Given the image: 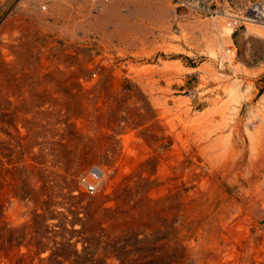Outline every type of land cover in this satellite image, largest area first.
I'll return each instance as SVG.
<instances>
[{
	"label": "bare ground",
	"instance_id": "1",
	"mask_svg": "<svg viewBox=\"0 0 264 264\" xmlns=\"http://www.w3.org/2000/svg\"><path fill=\"white\" fill-rule=\"evenodd\" d=\"M48 1L23 0L20 5L18 4L17 11L11 12L3 19L1 35L7 33L9 40L14 42L19 37L28 39L30 30L27 26L29 23L23 17L25 15H29L31 19L36 18L32 19V22L45 21L47 24L52 14H58L59 20L67 16V24L75 17L82 21L80 26L84 33L103 32L104 40H109L112 32L118 33V42L123 48L138 46L142 35L145 37V39L142 37V41L146 42L148 32L153 33L157 29L155 24L145 22V13L150 11L148 0H139L129 9V18H136L133 22L126 17L112 22L113 17L121 16L117 7L119 3L117 1L121 0H86L87 5L74 8V11L73 9L65 11L60 4L53 8ZM161 1L164 4L163 7L159 5L162 9L158 7L155 10H161L157 13L170 17V21L165 23L169 25L178 20V14L169 4L170 0ZM187 1L194 7L206 8L199 2ZM97 3L103 5L99 17H97L99 14L95 17L91 13L92 6ZM206 9L212 11V14H219L210 6ZM154 14L157 15L155 12L152 15ZM225 15L227 21L218 22L215 19V24L213 23L215 26L213 28L218 30L216 34L207 32L214 29L212 27L208 29L209 22L205 20L192 26L184 25V19L179 21L187 30L198 28L199 31L201 29L203 31L207 28L204 30L206 33L201 31L207 51L211 55L220 54L223 59H228L232 54H229L230 48H226V44L233 32L245 23L264 27V21L242 20L243 13L240 12H229ZM146 17L150 20L149 16ZM184 17L187 18L186 15ZM191 21L195 23L194 19ZM157 22L162 23L161 26L165 24ZM166 24L163 26L164 29L161 27L162 31L158 30L165 35L170 34ZM59 29L62 30V27ZM74 30L69 27L63 29L64 32L72 33ZM199 37L194 33L192 42L200 43ZM198 38L199 40L194 41ZM27 45L23 42L21 46L26 48ZM7 46L10 45L0 44V47ZM164 46L166 45L161 44V47ZM169 46L172 47L171 44ZM174 47L173 45L171 49ZM2 53L0 50V78L3 75V83H0V264H264V258L258 261L250 250L249 256L252 259L248 258L252 261L246 259L248 254L246 249L252 246L249 242L255 240L250 229L245 227L237 231L235 228L238 226L230 227L231 219L235 217L241 219L243 215L248 217V210L243 209L242 204L240 206L233 203L231 208L225 204L227 207L225 210L214 213L210 206L216 197H203L206 193L203 182L208 180L209 175L216 178L220 175L227 177L231 173L225 169L230 164L234 167L241 162L242 155L237 142L233 144L229 142L232 147L229 152L227 151L229 159L222 162L223 155L221 153V156L218 151L223 143V137L214 138L211 133L206 135L203 131L211 125L210 120L214 118H210L212 112L219 109L222 111L219 106L217 108L214 105L216 110L213 109L212 112L207 107L206 112L203 111L200 115L197 114V117H193L189 113L190 108L187 107L189 106L187 95L177 97L174 94L164 96L162 100L160 98L156 100L158 97L156 95L154 99L159 104L154 102L155 100L154 104L144 103L146 111H143V108L140 110V101V107L131 105L129 108L130 105L126 101L132 103L135 94L136 97L144 99L143 102L147 100L149 95L145 88L150 84L143 85L144 91H127L128 93L124 94L125 90L122 91L124 93L121 92V83H101L102 79L97 77H94V83H15L16 81L12 82L11 78L9 79L11 82H6L4 73L8 67L6 68L7 62L2 59V56H5ZM22 55L19 59L21 65H29L30 60L24 56L29 54ZM43 55L45 58V53ZM229 60L231 62V59ZM14 61L16 69L18 60ZM179 62L160 60L159 66L156 67H136L137 69L133 67L140 74L158 68L169 72L178 70ZM200 68L202 70L204 65ZM68 72L67 70L65 73ZM234 82L227 84H232L230 89L232 91L235 89L236 102L241 103L245 97L241 92V86L237 87L238 84ZM167 85L166 89L164 86L161 90L171 92L173 86ZM191 93V97L201 94H198L197 90ZM168 98L175 103L173 107L168 105ZM261 100L264 106V99ZM159 105L161 109L158 110L159 107L156 106ZM183 107H187L184 113L186 116H178L177 113ZM175 110L179 111L176 113ZM119 111L128 113L129 118L124 117L129 119L127 123L118 121ZM222 117L221 115L220 120ZM124 118L123 120H126ZM208 119L209 126L205 124ZM220 124L225 125L223 122ZM90 129H94L92 132L96 130L92 138L88 137ZM248 133L251 137L252 154L249 155H252L253 167L260 166L261 161L264 162V128L259 127L257 131ZM229 137L231 138L230 135ZM95 144L100 146L99 152L89 147ZM200 156L211 163L213 172L204 171V165L199 162ZM107 159L108 165L104 166L102 161ZM83 163H88L86 171L79 166ZM221 165L224 166V170L221 169ZM71 171L74 172L70 175ZM254 188L257 189L258 193L255 194L258 200L264 205V174ZM200 190L204 194L199 196ZM211 217L214 218L213 221H222L215 223L213 228L207 227ZM237 236L242 237L243 244L233 243Z\"/></svg>",
	"mask_w": 264,
	"mask_h": 264
},
{
	"label": "rangeland",
	"instance_id": "2",
	"mask_svg": "<svg viewBox=\"0 0 264 264\" xmlns=\"http://www.w3.org/2000/svg\"><path fill=\"white\" fill-rule=\"evenodd\" d=\"M22 1L23 0H0V30L2 28V23L4 21L3 19H5L8 15H10L11 12L17 11L18 10L17 8H19L18 4L20 5V3H22ZM195 1H199L203 4H206L204 0H195ZM247 1L248 0H214V2L209 3L208 5H210V7L213 8L214 11L219 12V14H206V13H203L202 11H200V9H198V8L194 9L192 7L177 6L178 0H173V3H171V0H170L169 4H171V6L175 9V11L177 9L178 15H179V16L177 15V18H179L178 20L174 21L173 23L171 22L173 25L171 23L169 24L170 26L166 24L167 29L169 30L170 34H166V35H168V36H166L164 33H163L164 34L163 35L162 33H160V31H158L159 29H161V31H162L164 29L163 26L165 24H163V26H161L160 24H157V25L155 24L154 26L157 29H155V32H153V33L151 32V35H153V38L151 39V41H153L152 43H149L151 41H149L148 37L146 38V42L148 41L147 42L148 44H146L145 41H142L143 38L145 39V37L142 35L140 37L138 46H135V47L130 46L129 48L126 46H124V48H123L122 47L123 45H121V43L118 42V40H119V34L118 33L112 34L113 33L112 32L111 35L113 38L111 37V35L109 36L111 40L110 39L104 40V33L103 32L84 33V31L82 30V27L80 26V23L82 21L79 19L78 20L75 19V17L71 18V20L68 24L66 23L67 26H61V25H57L55 23L52 24L50 22H49V24H47V23H45V21H43L42 23H40L39 21L35 23V21L32 22V19H36V18L31 19V17L29 15H25V16H23L25 21L30 24V25L29 24L27 25L29 27V30H30V31H28V34H29L28 39H25L23 37H19V39L15 41L16 42V44H15L14 40H9V38H8L9 35L7 36V33L6 34L2 33V35H1V31H0V36H3V38H5V39H3L0 37V44L2 43V45H7V44L10 45L7 47H0V50H1V52H3L2 54L5 55V56H2V59L4 62L5 61L7 62L6 68L8 67L4 73V76L6 77V79L4 81L7 80L6 82H9L10 81L9 79L11 78L12 82L16 81L15 83H92L94 77L95 78L97 77L99 79H102L101 83H105V82L106 83H121V85H122L121 86V92L125 90L124 91L125 93L122 92L124 94L128 93L129 91L130 92H133V91L136 92V90L137 91H144L143 85H146V84L149 85L150 84L149 87L147 86V88H145L148 95L151 96V97L148 96L149 100L147 98V100L143 102L144 99L142 100L138 96L136 97L135 96L136 94H135L134 98L136 97L135 98L136 100L133 98V101L135 100L134 102H136L135 104L133 103V101H132V103H131V101L130 102L126 101V103H128V105H130L129 108L131 107V105H133L134 107L139 106V101H140V103H141V107L139 106L140 110H142V108H143L144 109L143 111H146L144 108V103L152 104L153 101L155 100L154 98L156 95L158 96L156 100H158L159 98L162 100L164 98V96L169 97L170 95H174V94L177 97H179V96L185 97L187 95L186 98L187 97L189 98V101H188L189 106H187V105L186 106L190 108L189 113H190V115H193V117H197L198 115L203 113V111L206 112L208 110V108H210L209 110H211V112H212L213 109L216 110L215 109L216 106H217V108L219 106L222 109V111L219 109L218 110L219 112L218 111L212 112V114H211L212 117H210V118L211 119L213 117L214 118L212 120H210L211 125L210 124H209L210 126L208 125V123H210L209 119L205 122V124L211 128L214 126L213 128H215V130L213 128L210 129L209 127L206 126L207 128L203 129V131H205L206 135H210V133H211V136L214 135V138L221 136L225 140V142H224V140L222 141L224 144L222 143L223 145L221 144V146H220L223 149L220 148L218 151L220 155H221V153L223 155V157L221 158L222 162L226 161L227 158L229 157L228 156L229 153H227V151L229 152L231 150V148H232L231 144L237 142V146H239L240 153L242 155L241 156V162H240V164H238V166L236 165L234 167H232L230 164L228 166V168L225 169L226 172L231 173L227 177H222L220 175L218 178H216V176H210L209 175L208 180H205L203 182V184H204L203 187L205 186L204 192H206V193L204 194V192H203V194H204L203 195L202 191L200 190L201 192L199 193V196L203 195V197H208V198L209 197H213V198L216 197L215 198L216 202L215 201H213V203L211 202L213 205L210 206L211 207L210 210L214 211V213H217V212L220 213L221 211H223L222 209L225 210V207H226L225 204H227V207L230 206V208H231V205L233 203L234 204L236 203L239 205L242 204L243 209L245 208V210L246 209L248 210V212H247L248 217L243 215V217H241V219L238 217L231 219L230 222L232 221L231 222L232 225H230V227L235 228L238 226V228H235V229H237V231H239L241 228L243 229L245 227L250 229V232L255 237L254 238L255 240H253L254 243H253V241L249 242L250 244H252V246L249 244L250 245L249 249H246V250H248L247 251L248 254H247L246 259L248 257L251 258V256H249V255H251L250 253H253L252 256L255 255L254 257L256 259H258V261H260L264 258V255H263L264 254V248H263L264 243H262V242H264V237H263L264 236V205L262 203H260V201L258 200L257 194H255L258 192H257V189L255 190L254 187L263 178V174H264V164L263 163L264 162L262 163V161H263L262 160L260 166H254L253 167L254 161L252 160V155H249L252 151L250 149V146H251V139L250 138L251 137H250V133H248V132H251V133L253 131L255 132V131H257V129L259 127L264 128L263 127L264 126V124H263L264 123V120H263L264 119V106L261 103L263 101L261 99H264V41H263L264 40V27L260 26L258 24H254V23H245L242 26H240L236 31L233 32L231 38L228 40V42L226 44V48H230L229 54H232V55H230V58H228V59L227 58L223 59L220 54H216L215 55L216 57H215L214 55H211L209 53V51H207V45L205 44L204 37H202V33L204 32V30L206 31L207 28L206 29L204 28L203 31L201 29V31H202V33H201V31H199L198 28L192 29V30H190V29L187 30V29H185V26H184V25H191L192 26L194 24L196 25L198 22H204V20H205L207 23L209 22L207 24L208 29H210V27L215 28V26H214L215 19L218 22L219 21L220 22L221 21H223V22L227 21L225 14L229 13V12H235V13L240 12V10H242V8L245 7ZM138 2H139V0H129V6H130L129 9H131L132 5H134ZM100 4L101 3L94 4L91 8V13L95 17L97 16V14H95L93 12V10L95 8L98 9V6ZM102 9H103V6H102ZM118 9H119V7H118ZM73 11H74V9H73ZM100 15H101V13L97 17H99ZM184 15H186L187 18H185ZM114 18H119V20H122V18L120 16H115L112 18V22L115 21ZM198 18H199V20H198ZM73 19H75V20H73ZM80 19H82V18H80ZM132 19H134V18H131V19L129 18V21L133 22ZM186 19H188V20H186ZM191 19H194L195 23L193 21H191ZM179 20H183L184 25ZM73 22H74L75 26L72 25ZM179 22L182 24V26ZM38 23H40V24L38 25ZM48 25H49V28L46 29V26L48 27ZM61 27H62V30L63 29L66 30V28H68V27L72 31L75 28H80V29H78V30L75 29L74 33L69 32V31L62 33V34H65V36L63 38L61 36L58 37L59 36L58 30H61V29H59ZM173 27H174V29H173ZM112 30H113V28H111V31ZM111 31L109 30V32H111ZM207 32H209V33L211 32V34L212 33L216 34L218 32V30L217 29H214L213 31L207 30ZM100 33L102 34V36ZM158 33H160V34L158 35ZM194 33L196 34V36H198V37L200 36L199 37L200 43H202V44H200V43L196 44L195 42H192ZM204 33H206V32H204ZM258 33H260V34H258ZM115 34H117V35H115ZM161 35H163V36H161ZM174 35H176L177 37ZM4 36H7V37H4ZM171 36H174V37H171ZM185 37H187V38H185ZM189 37H190V39H189ZM78 38H80V39L78 40ZM199 38L194 39V41L199 40ZM260 38H262V39H260ZM62 40L65 41V44L62 42ZM160 41L161 42L163 41L166 46L161 47V44L162 45H164V44H163V42L161 43ZM23 42L25 44H28L26 48H23L21 46V45H23ZM29 42H30V45H29ZM31 42H32V44H31ZM107 42H109V43H107ZM256 43H257V45H256ZM63 44H64V46H63ZM169 44H171L172 47L174 45L175 49L177 47L178 48L176 50L174 48L171 49L172 47H170ZM141 45L142 46L144 45L143 46L144 48ZM149 45H151V46H149ZM153 45L156 47L154 48ZM199 46L201 47V49ZM119 47H120V49H119ZM151 47H153V49ZM165 47H166V49L170 48V50L167 51L166 49H162ZM9 48H11V49H9ZM14 49L16 52L14 51ZM25 49H27V50H25ZM61 50H63V51H61ZM35 51H37L39 53L37 56L38 58H36L32 54V53H35ZM144 51H146L147 53L146 52L144 53ZM200 51H201V53H200ZM23 53L24 54L28 53L29 55H24ZM44 53H45L46 59L43 58ZM22 54L25 56V59L28 58L30 60L29 65H25V64H24V66L21 65L19 59H20V55H22ZM48 55H50V57ZM13 58L14 59L18 58V59H15V61L18 60V62H17L18 64H16L17 65L16 69L13 65V61H14ZM43 59H44V61H43ZM75 59L77 60V62L73 63L72 60H75ZM229 59H231V62ZM46 60H48V61L51 60V61L46 62ZM67 60L70 62H67ZM160 60H163V61L164 60H167V61H171V60L175 61L176 60V62L180 61L179 64L181 65V67L179 65L180 68L178 67L177 68L178 70H176V69L174 70L177 72H174V71L166 72V70H162L159 68L154 69V70H157L156 72H154V70H153V71L144 72L141 74L136 71V69L140 68V67H146V66L147 67H151V66L156 67V66H159ZM33 64H34V66H33ZM202 64L204 65V68H203ZM206 64H208L207 65L208 69L205 68ZM9 65H10V67H9ZM209 65H210V67H209ZM25 66H26V68H25ZM133 66L135 68L136 67L137 68L135 69ZM201 66L203 68L202 69L203 71L200 68ZM78 69H79V71H77ZM195 69H197V70H195ZM210 69L211 70L213 69L215 71L213 72V70L211 71ZM67 70L69 72L65 73ZM209 70L211 73L207 72ZM160 71H162V72H160ZM57 73H58V75H57ZM1 77L2 78H0V83L1 82L3 83V81H2L3 75ZM103 77H104V79H103ZM115 79H116V81H117V79L119 81L115 82L114 81ZM31 80H32V82H29ZM233 82L238 84L237 87L241 86L240 87L241 92L243 93V95L245 97L244 100L241 101V103L239 101L236 102L237 99L235 97V95H236L235 89H233L234 91L231 90L232 84L228 85V84L233 83ZM154 83H158L160 85H158V84L154 85ZM167 84H171V86H173L171 92L164 91L168 86ZM135 85H137V86H135ZM151 86H152V88H151ZM164 86H165V89L161 90V87L163 89ZM157 87H158V89H157ZM228 89H230V90H228ZM149 90H150V92H149ZM154 90L156 93L154 92ZM194 90H197L198 94H200V93L201 94L197 95V97H191V94H192L191 92ZM200 91H202V92H200ZM231 91H232V93H231ZM233 92H234V94H233ZM163 93H164V95H163ZM228 93H230V95ZM130 99H132V98H130ZM156 100L154 102H156ZM168 101H169L168 105L173 107L175 103L172 101V99L168 98ZM256 101H257V104L255 103ZM98 103L99 102H96V104H98ZM156 103H158V101ZM245 103L247 104L248 109H249L248 122L249 123L257 122V125L256 126L253 125V127L246 125V129L243 130V123L241 121V119H242L241 117L243 115L244 108L246 107ZM125 104H122V105L125 106ZM148 104H146V105L148 106ZM214 105H215V107H214ZM156 107H159V108H157L158 110L161 109L160 105L156 106ZM224 107H225V109H224ZM257 107L258 108L261 107V108L258 109ZM184 108L185 107H183L182 110L180 109L179 113H177L179 110H175V112L177 111L176 113L178 114V116H186V114H184V113L186 112L187 109L186 108L184 109ZM248 109H247V111H248ZM252 110H253V112H252ZM143 111H142V113H143ZM119 112L121 113V114L120 113L119 114L123 118L129 116L128 113L126 114V112H123V111L122 112L119 111ZM181 112H183V113H181ZM119 114H118V116H119L120 120H118V121H122L123 124H125L124 122L127 123V121H129V119H127V118H124L126 120H123V118ZM221 115L223 116L222 117L223 119L220 120ZM215 119H216V122H215ZM212 121H213V124H212ZM219 121H222L223 124L225 123V125H221L220 123H222V122H219ZM215 125L216 126L218 125L217 130H216ZM219 126H222V127L219 128ZM204 127H205V125H204ZM256 127H257V129H255ZM230 128H231V130H230ZM251 129H253V130H251ZM92 131H94V129H90L88 131V133L90 135V136L88 135L89 138L94 137L96 130H95V132H92ZM222 131L224 134L222 133ZM229 131H230V133H229ZM229 135L231 136V138L229 137ZM225 136H226V138H225ZM229 142L230 143L232 142V143L230 144ZM227 145H228V147H227ZM89 147L96 152L100 151L99 150L100 146H98L97 144L92 145V146L89 145ZM224 147H227V148H224ZM225 149H226V151H225ZM223 151H225V153ZM226 155H227V157H226ZM107 162H108V159L105 161L103 160L102 164L104 163L103 165L107 166L108 165ZM199 162H201L200 164L204 165L203 168H205L204 171L206 173H209L213 170L211 167V163L208 160H206V158L204 159V157L200 156ZM105 163H107V164H105ZM87 165H88V163H83V164H80L79 166L83 167L84 168L83 170L86 171ZM206 166H208V168ZM221 167H222L221 169L224 168L223 165H221ZM72 172H74V171H71L70 175L72 174ZM241 176L245 177V179L248 180L249 185L247 187H243L244 186L243 180L240 181V179L242 178ZM247 191H249V192H247ZM223 202H224V204H223ZM251 205H252V207H251ZM210 210H208V211H210ZM205 212H207V211H205ZM211 219H212V221H211ZM211 219L209 218L210 222H208L207 227L211 226V228H213L212 226H215V223L218 224L219 222L222 221V220H217L218 222L213 221L214 218H212V217H211ZM218 219H223V218L218 217ZM244 220H247V221L245 222ZM233 223H235V225ZM255 224H257V225H255ZM238 237L239 236H237L236 238L233 239V243H238V244L242 243L243 244L244 242H242L243 241L242 237H239V238ZM238 240H239V242H238ZM253 245H255V246H253ZM125 247H127V246H125ZM249 250H250V253H249ZM251 259H249V260H251Z\"/></svg>",
	"mask_w": 264,
	"mask_h": 264
},
{
	"label": "crops",
	"instance_id": "3",
	"mask_svg": "<svg viewBox=\"0 0 264 264\" xmlns=\"http://www.w3.org/2000/svg\"><path fill=\"white\" fill-rule=\"evenodd\" d=\"M71 1V2H70ZM86 0H49L48 1V3L51 5L52 4V7L54 8V7H56V4L58 5V4H60L61 5V7L65 10V11H68V10H70V9H77L78 7H80V6H85V5H87L86 4V2H85ZM152 1V2H151ZM148 0V2H147V5H148V8H149V10L151 11V9H154V11H151V13H150V11H148L147 13H145L147 16H149V19L150 20H148L147 18L148 17H146V15H145V22H146V24H156V23H158L157 21H159V22H163V23H165L166 21L167 22H169L170 21V17L167 15H165V14H162L161 15V13L160 14H158L157 12H160L161 10H155V9H157L158 7V9H162L161 7H163V2L161 1V0ZM156 1V2H155ZM161 1V2H160ZM60 2V3H59ZM117 2H119L118 3V7H119V11L121 12V15H123V16H120L121 18H124L125 19V17H126V19H128L129 20V0H121V2L120 1H117ZM154 2V3H153ZM62 3V4H61ZM71 3V4H70ZM83 3V4H82ZM159 3V4H158ZM171 3H173V0H171ZM153 4H155V6L153 5ZM158 4V5H157ZM162 5L161 7L159 6V5ZM157 5V6H156ZM65 6V7H64ZM67 6H68V9H67ZM102 4H100L99 6H98V9H94L93 10V12L95 13V14H100V13H102ZM123 8H122V7ZM127 6H128V8H127ZM151 6H153V7H151ZM121 7V8H120ZM156 7V8H155ZM121 9V10H120ZM123 11H125V12H123ZM70 12V11H69ZM156 13L157 15H158V17H157V15H152L153 13ZM177 14H178V11H177V9H176V11H175ZM149 13H150V15H149ZM125 15V16H124ZM151 15L154 17H151ZM56 17V18H55ZM164 20H162L161 18ZM59 17H58V14H52V16L50 15V17H49V22L50 23H55V24H57V25H61V26H64V24H66V21H68V18H67V16L66 17H63V18H61L60 20L58 19ZM64 18H67V19H64ZM156 18V19H155ZM54 19H55V21H54ZM58 21H57V20ZM119 18H115V20H118ZM131 19V18H130ZM152 19V20H151ZM153 19H155L154 21H153ZM159 19V20H158ZM166 19V20H165ZM65 20V21H64ZM133 20V19H132ZM161 20V21H160ZM150 23H149V22ZM153 21V22H152ZM63 22V23H62ZM166 22V23H167ZM165 23V24H166ZM159 24V23H158ZM162 23H160V25H161ZM173 29H174V27H173ZM59 32V37L61 36V37H63L64 38V36H65V34H62V33H64V31L63 30H58ZM63 31V32H62ZM149 33V35H148V39H149V41H151V39L153 38V36H151L150 34V32H148ZM61 34V35H60ZM52 35V34H51ZM65 40V39H64ZM64 40H62V42L65 44V41ZM64 44H63V46H64ZM149 46H151V45H149ZM36 58H38L37 56H38V52L37 51H35V53H32ZM256 104H257V101L255 102ZM246 104V103H245ZM247 107V108H246ZM246 107L244 108V112H243V115H242V119H241V121H242V123H243V130H245L246 129V125H249L250 127H253V125L254 126H256L257 125V122H254V123H249L248 122V116H249V109H248V106H247V104H246ZM247 109H248V111H247ZM242 177V176H241ZM243 180V187H247L248 185H249V182H248V180H246L245 179V177H242L241 179H240V181H242Z\"/></svg>",
	"mask_w": 264,
	"mask_h": 264
},
{
	"label": "built area",
	"instance_id": "4",
	"mask_svg": "<svg viewBox=\"0 0 264 264\" xmlns=\"http://www.w3.org/2000/svg\"><path fill=\"white\" fill-rule=\"evenodd\" d=\"M195 1V0H191ZM206 4L201 3L204 7H209V3L214 2V0H204ZM177 6H186V7H192L194 9H197L198 7L192 6L187 0H178ZM206 8H198L200 11L206 14H212V11L206 9ZM240 13H243L242 20H251L255 22H262L264 21V0H248L246 2L245 7L240 10ZM92 188V186H91ZM93 190V188H92Z\"/></svg>",
	"mask_w": 264,
	"mask_h": 264
}]
</instances>
